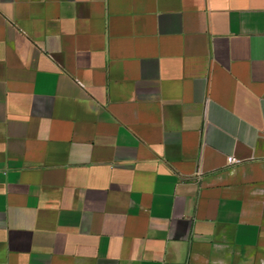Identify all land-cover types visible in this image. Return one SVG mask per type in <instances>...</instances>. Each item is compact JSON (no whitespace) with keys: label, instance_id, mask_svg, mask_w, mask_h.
I'll return each mask as SVG.
<instances>
[{"label":"crops","instance_id":"1","mask_svg":"<svg viewBox=\"0 0 264 264\" xmlns=\"http://www.w3.org/2000/svg\"><path fill=\"white\" fill-rule=\"evenodd\" d=\"M0 264H264V0H0Z\"/></svg>","mask_w":264,"mask_h":264},{"label":"built area","instance_id":"2","mask_svg":"<svg viewBox=\"0 0 264 264\" xmlns=\"http://www.w3.org/2000/svg\"><path fill=\"white\" fill-rule=\"evenodd\" d=\"M238 159L237 158H235L233 155H228L227 156V161L228 162H235V161H237Z\"/></svg>","mask_w":264,"mask_h":264}]
</instances>
